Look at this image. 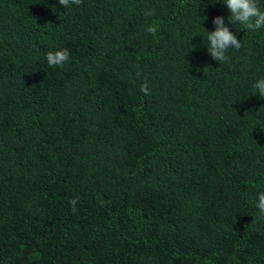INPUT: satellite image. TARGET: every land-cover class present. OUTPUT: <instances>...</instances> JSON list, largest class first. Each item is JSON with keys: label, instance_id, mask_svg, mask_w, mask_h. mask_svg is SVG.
<instances>
[{"label": "trees", "instance_id": "1", "mask_svg": "<svg viewBox=\"0 0 264 264\" xmlns=\"http://www.w3.org/2000/svg\"><path fill=\"white\" fill-rule=\"evenodd\" d=\"M229 15L0 0V264H264V28ZM216 16L242 44L227 62L206 47Z\"/></svg>", "mask_w": 264, "mask_h": 264}, {"label": "clouds", "instance_id": "2", "mask_svg": "<svg viewBox=\"0 0 264 264\" xmlns=\"http://www.w3.org/2000/svg\"><path fill=\"white\" fill-rule=\"evenodd\" d=\"M222 2L230 13L227 19L231 24L239 23L252 32L264 28V10H261L257 0H222ZM58 3L61 7L68 8L70 5H81L82 0H58ZM148 14L151 15L152 13ZM203 18L206 19V17ZM212 23L215 29L211 32L205 30L208 41L207 51L215 61L227 62L229 49L239 50L242 47L241 41L229 30L223 17H214ZM147 31L154 32L155 29L149 27ZM45 59L50 67L62 69L69 62L70 53L67 48L48 51L45 54ZM137 78H139V73H137ZM253 87L256 90L255 94H259L261 98H264V78L258 79ZM140 92L146 96L151 94L147 81L140 85ZM78 202L79 197L69 200L73 213L77 211ZM256 207L261 214H264V191L257 194Z\"/></svg>", "mask_w": 264, "mask_h": 264}]
</instances>
